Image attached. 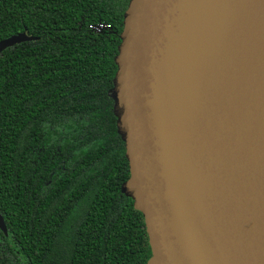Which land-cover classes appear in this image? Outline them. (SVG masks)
<instances>
[{
    "label": "water",
    "instance_id": "water-1",
    "mask_svg": "<svg viewBox=\"0 0 264 264\" xmlns=\"http://www.w3.org/2000/svg\"><path fill=\"white\" fill-rule=\"evenodd\" d=\"M241 2L222 24L225 0H128L123 12L107 115L129 169L120 191L143 216L145 264H264V82L218 105L238 73L228 23L264 20V0ZM249 36L264 59V31ZM21 40L0 39V52Z\"/></svg>",
    "mask_w": 264,
    "mask_h": 264
},
{
    "label": "trees",
    "instance_id": "trees-1",
    "mask_svg": "<svg viewBox=\"0 0 264 264\" xmlns=\"http://www.w3.org/2000/svg\"><path fill=\"white\" fill-rule=\"evenodd\" d=\"M128 0H0V264H145L108 125ZM101 23L97 31L94 25Z\"/></svg>",
    "mask_w": 264,
    "mask_h": 264
},
{
    "label": "bare ground",
    "instance_id": "bare-ground-1",
    "mask_svg": "<svg viewBox=\"0 0 264 264\" xmlns=\"http://www.w3.org/2000/svg\"><path fill=\"white\" fill-rule=\"evenodd\" d=\"M228 28L237 48L238 55L235 58V63L238 73L234 79H229L221 89L220 98L224 103V105L218 103L221 109L232 107L257 85L264 82V59L254 58L245 46L248 41L252 42L253 40L249 36L251 31H264V20L237 15L232 19L231 28L228 23Z\"/></svg>",
    "mask_w": 264,
    "mask_h": 264
},
{
    "label": "rangeland",
    "instance_id": "rangeland-1",
    "mask_svg": "<svg viewBox=\"0 0 264 264\" xmlns=\"http://www.w3.org/2000/svg\"><path fill=\"white\" fill-rule=\"evenodd\" d=\"M226 4L225 6H223V4H221V7L217 8V12L219 14L220 17V24L224 23L226 21V19H229V13L234 10H238L240 9V6L244 3L241 2V0H225ZM220 6V5H218ZM245 13H249V10H245Z\"/></svg>",
    "mask_w": 264,
    "mask_h": 264
},
{
    "label": "built area",
    "instance_id": "built-area-1",
    "mask_svg": "<svg viewBox=\"0 0 264 264\" xmlns=\"http://www.w3.org/2000/svg\"><path fill=\"white\" fill-rule=\"evenodd\" d=\"M102 27H103V25H102L101 23H98V24H96V25L93 26V28H94L95 30H97V31L101 30Z\"/></svg>",
    "mask_w": 264,
    "mask_h": 264
}]
</instances>
